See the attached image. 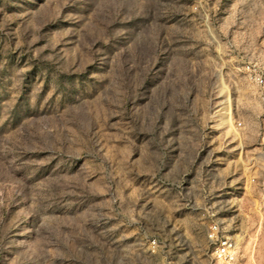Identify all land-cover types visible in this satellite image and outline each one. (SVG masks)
I'll list each match as a JSON object with an SVG mask.
<instances>
[{
	"label": "rangeland",
	"instance_id": "obj_1",
	"mask_svg": "<svg viewBox=\"0 0 264 264\" xmlns=\"http://www.w3.org/2000/svg\"><path fill=\"white\" fill-rule=\"evenodd\" d=\"M0 264H264V0H0Z\"/></svg>",
	"mask_w": 264,
	"mask_h": 264
},
{
	"label": "built area",
	"instance_id": "obj_2",
	"mask_svg": "<svg viewBox=\"0 0 264 264\" xmlns=\"http://www.w3.org/2000/svg\"><path fill=\"white\" fill-rule=\"evenodd\" d=\"M216 228L213 227L210 238L214 241L212 255L219 261H229L233 259L235 241L231 237H218Z\"/></svg>",
	"mask_w": 264,
	"mask_h": 264
}]
</instances>
